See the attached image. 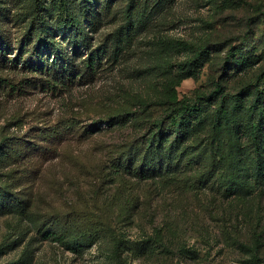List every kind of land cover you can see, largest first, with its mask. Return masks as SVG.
I'll return each instance as SVG.
<instances>
[{"label":"rangeland","instance_id":"obj_1","mask_svg":"<svg viewBox=\"0 0 264 264\" xmlns=\"http://www.w3.org/2000/svg\"><path fill=\"white\" fill-rule=\"evenodd\" d=\"M163 38L209 50L177 87L202 108L191 158L141 177L119 159L168 114L167 60L193 56ZM217 80L244 105L264 91V0H0V185L28 211L0 214V264H117L120 238L123 264H264V181L241 197L195 179Z\"/></svg>","mask_w":264,"mask_h":264},{"label":"trees","instance_id":"obj_2","mask_svg":"<svg viewBox=\"0 0 264 264\" xmlns=\"http://www.w3.org/2000/svg\"><path fill=\"white\" fill-rule=\"evenodd\" d=\"M158 42L163 48L192 51L193 56L178 63L167 60L166 81L162 86L160 101L168 109V114L155 119L156 129L151 131L148 140L138 147L134 145L130 148L133 150L132 156L119 159V167L133 170V173L141 177L161 174L169 170L173 162L191 158V148L187 143L190 135L188 125L192 123L202 104L198 100L199 96L180 97L177 87L185 77L195 74L193 67L207 60L209 53L208 49L199 48L200 46L185 39L163 38ZM195 48L197 51H194ZM232 57L237 58L235 53L227 52V60ZM238 60L245 62L247 59L239 56ZM242 94L240 92L228 95L223 91L220 80H217L213 90L205 98L208 103L214 100L216 104L209 115L210 160L205 169L197 171L195 179L199 182L212 179L228 194L247 197L252 194L255 185L259 184L256 183L258 180L264 181V91H253L252 99L245 105L238 97ZM14 154L19 155V152L15 151ZM10 212L26 214L28 211L25 199L11 189L9 184H3L0 185V214ZM82 222L84 225L75 237L78 241L84 242L88 239L87 241L92 242L93 239L89 236L97 233V229H89L93 228L89 225V220L81 219L80 223ZM50 232L60 239L64 231ZM129 244L127 239L115 240L112 256L117 264H123L124 258L121 254L131 249Z\"/></svg>","mask_w":264,"mask_h":264}]
</instances>
